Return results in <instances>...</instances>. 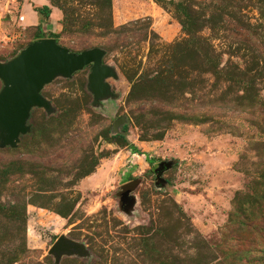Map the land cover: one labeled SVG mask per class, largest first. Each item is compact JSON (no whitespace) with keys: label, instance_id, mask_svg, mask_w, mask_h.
<instances>
[{"label":"rangeland","instance_id":"obj_1","mask_svg":"<svg viewBox=\"0 0 264 264\" xmlns=\"http://www.w3.org/2000/svg\"><path fill=\"white\" fill-rule=\"evenodd\" d=\"M47 3L46 17L0 0V62L41 32L102 48L115 76L96 99L89 65L54 77L51 110L0 147V264H260L264 0ZM25 7L42 23H22ZM59 235L84 254L56 261Z\"/></svg>","mask_w":264,"mask_h":264},{"label":"water","instance_id":"obj_2","mask_svg":"<svg viewBox=\"0 0 264 264\" xmlns=\"http://www.w3.org/2000/svg\"><path fill=\"white\" fill-rule=\"evenodd\" d=\"M104 50L99 47L70 51L54 38L42 37L21 49L18 54L0 62V147L15 146L20 134L29 130L26 120L32 107L51 110L50 103L41 94L42 87L56 76L69 77L75 71L90 66L88 88L94 98L110 93L106 78L114 77L112 67L102 62ZM162 164L156 166L160 169ZM136 182L122 187L120 201L124 209L133 204L130 191ZM56 261L60 256L84 254L80 243L59 235L49 248Z\"/></svg>","mask_w":264,"mask_h":264},{"label":"crops","instance_id":"obj_3","mask_svg":"<svg viewBox=\"0 0 264 264\" xmlns=\"http://www.w3.org/2000/svg\"><path fill=\"white\" fill-rule=\"evenodd\" d=\"M33 2L36 6L48 5L47 0H33ZM49 16L51 17L52 25H54V23H56L55 20L57 18V12L52 11ZM20 20L24 24L28 23V25H38L42 23L41 21H39L36 12L33 9L27 7H25Z\"/></svg>","mask_w":264,"mask_h":264},{"label":"trees","instance_id":"obj_4","mask_svg":"<svg viewBox=\"0 0 264 264\" xmlns=\"http://www.w3.org/2000/svg\"><path fill=\"white\" fill-rule=\"evenodd\" d=\"M154 1H158V2H162V3H165V2H171V0H154ZM34 10L38 13V14H45L46 17L48 16L49 14V7L47 5H42V6H34ZM43 35H41V32H38V36L36 37L37 39L39 38H42ZM48 37H51V38H55L54 35H50ZM87 174V173H86ZM253 262V261H252ZM260 264H264V259L260 262Z\"/></svg>","mask_w":264,"mask_h":264}]
</instances>
